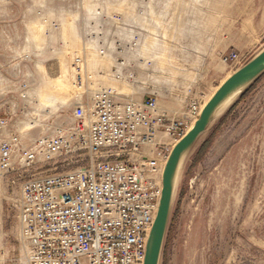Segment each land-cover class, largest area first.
I'll return each mask as SVG.
<instances>
[{"label":"rangeland","instance_id":"1","mask_svg":"<svg viewBox=\"0 0 264 264\" xmlns=\"http://www.w3.org/2000/svg\"><path fill=\"white\" fill-rule=\"evenodd\" d=\"M195 40L222 42L226 53L249 60L264 47V0H0V118L26 145L71 121L80 92L71 64L84 49L88 69L101 72L94 86L138 100L154 93L187 110L194 88L207 68L216 73L222 55L188 53ZM168 91L177 94L169 99ZM70 168L50 163L31 173ZM16 194L0 178V238L15 261L8 264L21 257ZM159 264H264V73L184 156Z\"/></svg>","mask_w":264,"mask_h":264},{"label":"built area","instance_id":"2","mask_svg":"<svg viewBox=\"0 0 264 264\" xmlns=\"http://www.w3.org/2000/svg\"><path fill=\"white\" fill-rule=\"evenodd\" d=\"M99 44L95 50L103 54ZM220 58L232 69L244 62L236 50ZM71 69L80 90L71 121L26 145L0 118V178L17 189L21 257L14 264H143L167 156L203 105L191 99L187 117L168 118L154 93L138 100L94 86L101 72L88 69L86 49L74 55ZM50 163L72 168L31 173ZM10 260L0 238V264Z\"/></svg>","mask_w":264,"mask_h":264},{"label":"water","instance_id":"3","mask_svg":"<svg viewBox=\"0 0 264 264\" xmlns=\"http://www.w3.org/2000/svg\"><path fill=\"white\" fill-rule=\"evenodd\" d=\"M264 73V47L244 61L215 90L203 105L199 118L171 148L162 171V189L158 208L148 235L143 264H159L175 192V179L186 153L208 129L219 105L232 94L241 92Z\"/></svg>","mask_w":264,"mask_h":264},{"label":"crops","instance_id":"4","mask_svg":"<svg viewBox=\"0 0 264 264\" xmlns=\"http://www.w3.org/2000/svg\"><path fill=\"white\" fill-rule=\"evenodd\" d=\"M222 43V42H221ZM214 44V45H208V44H199L196 40L195 42H193V44H191L188 48L187 51L188 53H200V54H223L226 53L224 48H227L225 45L223 46L222 44ZM237 69V68H236ZM236 69H232L231 71H229V66L225 63L219 62L218 64V68L216 69V73L212 74V71L209 70V68H207V72L204 73V76H202V78L204 77V82L199 83L198 86L196 88H194V90H196V92L191 93L192 91H190L189 93V97L191 94H193V99H196L200 102L201 105H204L209 99L210 97L213 95V93L215 92V90L218 88V86L228 77L230 76ZM203 70V69H202ZM221 78V80L219 82L218 79ZM214 88L211 91H208L206 88L207 87H213ZM201 86H203L204 90L201 89ZM161 93V91H160ZM177 93H174L172 91H168V94L165 95V97L167 96L169 99H173L174 95H176ZM187 98L185 97L184 100H186ZM158 106L166 113L168 118H185L187 117V110H182V108H178L175 107L172 103L171 100L167 101V103H162V101H158ZM228 112V110L222 115L224 118L225 114ZM168 138V142L171 143V139L169 137Z\"/></svg>","mask_w":264,"mask_h":264},{"label":"bare ground","instance_id":"5","mask_svg":"<svg viewBox=\"0 0 264 264\" xmlns=\"http://www.w3.org/2000/svg\"><path fill=\"white\" fill-rule=\"evenodd\" d=\"M237 94L234 93L232 94L231 96H229L228 98H226L220 105L219 107L217 108L216 112H215V115L214 116H217L218 114H220L222 112V110H224V107L233 99V97ZM203 107V106H202ZM190 130V129H189ZM181 166V165H180ZM180 169V167H179ZM179 173V171H178ZM178 173L176 175V179H175V188H176V185H177V180H178Z\"/></svg>","mask_w":264,"mask_h":264},{"label":"trees","instance_id":"6","mask_svg":"<svg viewBox=\"0 0 264 264\" xmlns=\"http://www.w3.org/2000/svg\"><path fill=\"white\" fill-rule=\"evenodd\" d=\"M242 98V97H241ZM221 122V121H220ZM210 140V139H209ZM208 139L200 146V149L197 151L196 155L194 156V162H197V160L199 159V157L197 158L198 153L201 151L202 148H204V146L207 144V142L209 141Z\"/></svg>","mask_w":264,"mask_h":264}]
</instances>
